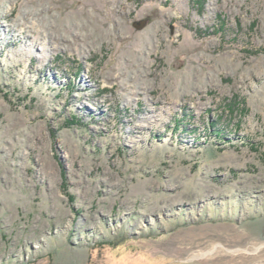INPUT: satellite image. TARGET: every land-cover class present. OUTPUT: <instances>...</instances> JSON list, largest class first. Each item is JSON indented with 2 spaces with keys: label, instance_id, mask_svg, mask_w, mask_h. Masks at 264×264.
<instances>
[{
  "label": "rangeland",
  "instance_id": "rangeland-1",
  "mask_svg": "<svg viewBox=\"0 0 264 264\" xmlns=\"http://www.w3.org/2000/svg\"><path fill=\"white\" fill-rule=\"evenodd\" d=\"M0 264H264V0H0Z\"/></svg>",
  "mask_w": 264,
  "mask_h": 264
},
{
  "label": "trees",
  "instance_id": "trees-1",
  "mask_svg": "<svg viewBox=\"0 0 264 264\" xmlns=\"http://www.w3.org/2000/svg\"><path fill=\"white\" fill-rule=\"evenodd\" d=\"M236 130H237V128H236ZM214 134L217 136V138L219 140H221V141L223 140V136H222L223 134H221V132L219 130H214Z\"/></svg>",
  "mask_w": 264,
  "mask_h": 264
},
{
  "label": "water",
  "instance_id": "water-1",
  "mask_svg": "<svg viewBox=\"0 0 264 264\" xmlns=\"http://www.w3.org/2000/svg\"><path fill=\"white\" fill-rule=\"evenodd\" d=\"M145 25V22H141L139 25H137V29H142Z\"/></svg>",
  "mask_w": 264,
  "mask_h": 264
}]
</instances>
